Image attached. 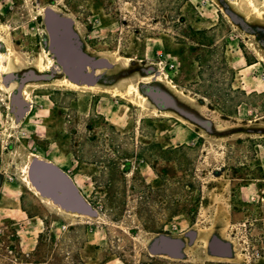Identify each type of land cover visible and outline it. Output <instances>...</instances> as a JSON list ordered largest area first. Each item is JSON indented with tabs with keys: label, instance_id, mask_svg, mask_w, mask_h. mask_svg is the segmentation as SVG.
<instances>
[{
	"label": "rangeland",
	"instance_id": "374dc122",
	"mask_svg": "<svg viewBox=\"0 0 264 264\" xmlns=\"http://www.w3.org/2000/svg\"><path fill=\"white\" fill-rule=\"evenodd\" d=\"M257 1L0 0V264H264ZM35 160L92 214L40 195Z\"/></svg>",
	"mask_w": 264,
	"mask_h": 264
},
{
	"label": "water",
	"instance_id": "95a60500",
	"mask_svg": "<svg viewBox=\"0 0 264 264\" xmlns=\"http://www.w3.org/2000/svg\"><path fill=\"white\" fill-rule=\"evenodd\" d=\"M63 20L68 26L67 20ZM65 29V32L69 31L66 27ZM29 179L40 195L51 199L62 209L92 214L91 207L85 202L77 186L56 165L42 160L33 161L29 169Z\"/></svg>",
	"mask_w": 264,
	"mask_h": 264
},
{
	"label": "built area",
	"instance_id": "2783aa9c",
	"mask_svg": "<svg viewBox=\"0 0 264 264\" xmlns=\"http://www.w3.org/2000/svg\"><path fill=\"white\" fill-rule=\"evenodd\" d=\"M44 11H45V14H47L46 11L49 12V9L45 8ZM50 11L52 12L50 14V16L56 15L55 12H53L52 10H50ZM48 17H49V15L47 16V18ZM52 27H51V31L54 32V30H53L54 27L53 28ZM54 45H55V41H54V35H53L52 47ZM31 77L38 78L36 75H31V76L28 75V79ZM14 78L15 77L13 75H7V76L3 77V79L1 80V83L4 86H8V84H10ZM22 88L23 87H19V89H18L19 91H16L12 94V97L10 98V103L7 106L5 105V109H7L8 115H12L13 118L15 119L16 123H20L21 121H23V119L25 118V114L28 111V108L31 107V105L26 103L24 98H22V94L25 93L24 91H22Z\"/></svg>",
	"mask_w": 264,
	"mask_h": 264
},
{
	"label": "flooded vegetation",
	"instance_id": "af4514ba",
	"mask_svg": "<svg viewBox=\"0 0 264 264\" xmlns=\"http://www.w3.org/2000/svg\"><path fill=\"white\" fill-rule=\"evenodd\" d=\"M259 186L260 185H256V187L260 188ZM254 196L255 195L248 196V200H245L244 201V199H243V202H245L246 204H251V202L253 201V198H255ZM263 200H264V198H262V201ZM257 221L263 222V227H264V219H262V218L261 219L253 220L251 226H255V222H257ZM250 236H251V240H250V248H249L250 249V252H249V254L262 256L264 254V231L262 232V236L259 238L260 241L255 238L256 235H255L254 232H252V229H251ZM257 244H259V245H257ZM253 251H256L257 253L254 254Z\"/></svg>",
	"mask_w": 264,
	"mask_h": 264
},
{
	"label": "bare ground",
	"instance_id": "6f19581e",
	"mask_svg": "<svg viewBox=\"0 0 264 264\" xmlns=\"http://www.w3.org/2000/svg\"><path fill=\"white\" fill-rule=\"evenodd\" d=\"M240 1V0H239ZM246 5L256 14L259 16V13H260V10H259V1L257 0H246ZM64 33V32H63ZM66 40H67V37H66ZM69 51V50H68ZM74 51V50H73ZM72 51V52H73ZM0 58H1V55H0ZM3 67V72L5 71V68H7L5 65L2 66ZM77 68V67H76ZM76 68H74V72L73 74H75V70ZM71 78V76H70ZM72 79V78H71ZM149 79H146V82L149 83ZM66 84H70L69 81H64ZM81 87H79L80 89ZM126 95L127 96H132L133 97L135 96L137 99L141 100V98L143 97L142 93H140L136 87L134 85H129L126 89ZM36 190V189H35ZM37 191V190H36Z\"/></svg>",
	"mask_w": 264,
	"mask_h": 264
},
{
	"label": "crops",
	"instance_id": "0c3cea01",
	"mask_svg": "<svg viewBox=\"0 0 264 264\" xmlns=\"http://www.w3.org/2000/svg\"><path fill=\"white\" fill-rule=\"evenodd\" d=\"M8 9H3L2 7H0V14L1 15H3V16H8L7 14H8ZM58 167V166H57ZM58 168H60V167H58ZM61 169V168H60ZM62 170V169H61ZM63 171V170H62ZM64 172V171H63ZM65 173V172H64ZM66 174V173H65ZM67 175V174H66ZM69 177V176H68ZM70 178V177H69ZM71 179V178H70ZM72 180V179H71ZM73 183H74V181H73ZM75 185H76V183H74ZM77 188H78V186H77ZM79 191H80V189H79ZM22 244V243H21Z\"/></svg>",
	"mask_w": 264,
	"mask_h": 264
}]
</instances>
